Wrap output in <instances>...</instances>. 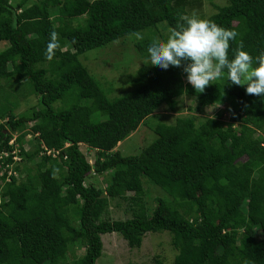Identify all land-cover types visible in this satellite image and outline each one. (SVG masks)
Masks as SVG:
<instances>
[{"label":"trees","instance_id":"16d2710c","mask_svg":"<svg viewBox=\"0 0 264 264\" xmlns=\"http://www.w3.org/2000/svg\"><path fill=\"white\" fill-rule=\"evenodd\" d=\"M11 1L0 0V42L8 43L0 51V96L8 102V89L20 97L28 85L39 104L17 115L13 102L0 111V264H68L70 246L84 249L77 264H97L101 235L118 233L139 247L158 231L172 233L173 264H264V97L230 84L226 72L197 94L182 68L149 65L147 52L149 34L196 12L238 33L230 59L240 41L255 58L264 51V0H227L210 16L201 14L202 0ZM53 31L60 47L48 60ZM137 32L144 63L128 80L132 89L113 97L114 88L83 62L87 53ZM184 95L200 111L230 101L232 120L225 122L223 111L178 115L153 126L155 138L139 154L117 149L162 105L176 112ZM27 124L30 130L21 132ZM28 134L37 140L30 151ZM80 145L95 151L93 164ZM14 148L22 166L13 162ZM91 171L107 174L104 190L84 184ZM145 180L163 193L151 211ZM119 198L130 202L133 216L104 218L110 200Z\"/></svg>","mask_w":264,"mask_h":264},{"label":"rangeland","instance_id":"374dc122","mask_svg":"<svg viewBox=\"0 0 264 264\" xmlns=\"http://www.w3.org/2000/svg\"><path fill=\"white\" fill-rule=\"evenodd\" d=\"M18 0H12L11 4L14 6ZM227 0H202L201 14L210 16L217 12L216 5H225ZM31 4L28 2L27 5ZM166 23V22H164ZM159 30L154 34H149L150 38H159V35L166 34L169 27L167 24L162 25ZM144 35H148L145 33ZM136 36H126L110 42L107 46L97 49L95 52L87 53L90 58L89 62H83L87 68L92 72V75L99 76L102 79L103 85L108 88H114L115 92L113 97L118 94H124L126 91L132 89L128 80L136 76L138 68L144 63V58L138 55L135 48ZM8 47L5 41L0 42V51ZM87 54L81 56L85 57ZM80 58V60H82ZM149 59V58H148ZM99 80V79H98ZM108 84H106V83ZM113 82L112 84H109ZM25 89L24 95L20 97L18 94H12L8 102L5 100L6 95L0 96V111L10 107V103H14V114L28 113L33 106L39 104L38 97L31 94L28 85L23 87ZM20 89L17 87V90ZM113 90V89H111ZM106 92V90H105ZM112 92V91H111ZM111 96V94H110ZM196 101L189 96H182L177 105L176 112L169 111L166 106L162 105L154 115L145 119L136 131L130 134L127 138L117 144V149L124 155L139 154L146 145H148L155 135L152 132V127L158 123H173L176 116L194 114L197 118L215 117L218 111H223V119L225 122L232 120L234 113L233 104L228 101L223 104L216 103L207 106L203 111L195 110ZM55 106H58L56 103ZM2 121V120H1ZM32 124H27L21 132L30 130ZM21 132L13 134L14 136L20 135ZM12 135V136H13ZM13 136V138H14ZM259 136L264 141V134L260 133ZM36 137L32 134L26 135L24 138L25 150L31 149L33 144H36ZM80 150L86 156L90 164L95 160V151L85 145H80ZM21 157L17 164L22 166ZM249 175H253V170L249 171ZM107 174L98 175L91 171L85 178L84 184L86 186H94L95 188L104 190ZM22 177V175H21ZM145 190L143 200L151 211L157 205V197L162 196L163 193L159 188L155 187L150 181L145 180ZM105 196V193H103ZM133 216L130 202L122 199H111L110 207L104 218L110 220H123ZM77 227V224L74 223ZM258 237H262L263 233L260 229H256ZM102 253L97 260V264H173L178 250L172 244V233L169 231L148 232L144 238L141 246L132 247L129 243L118 233L101 235ZM84 249L76 246L69 247L67 250L66 258L68 264H77V259L82 256Z\"/></svg>","mask_w":264,"mask_h":264},{"label":"clouds","instance_id":"9594fccd","mask_svg":"<svg viewBox=\"0 0 264 264\" xmlns=\"http://www.w3.org/2000/svg\"><path fill=\"white\" fill-rule=\"evenodd\" d=\"M134 35L137 39H143L139 32ZM237 36L236 31L202 18L196 12L185 14L169 30L166 40L158 37L151 40L147 48L149 65L164 70L170 66L182 68L187 82L197 94L204 93L226 72L230 84L246 86V94L264 97V51L254 58L244 50L243 41H240L230 59V42ZM59 47L58 33L53 31L45 53L46 59H53Z\"/></svg>","mask_w":264,"mask_h":264},{"label":"built area","instance_id":"2783aa9c","mask_svg":"<svg viewBox=\"0 0 264 264\" xmlns=\"http://www.w3.org/2000/svg\"><path fill=\"white\" fill-rule=\"evenodd\" d=\"M14 136V135H13ZM15 138H16V136H14V138L12 137V139L9 141V145H14V143H15ZM45 149V148H44ZM46 150V149H45ZM17 153H18V150L16 149V148H14L13 149V151L11 152V154L13 155V162H17V161H19V156L17 155ZM46 154H52V156L53 157H55L57 154H58V152L57 151H46ZM4 156H7V154H4ZM1 158V157H0ZM7 167H9V171H8V175H10V173H12L11 171H10V169H11V167H13V165L12 164H10L9 166H7Z\"/></svg>","mask_w":264,"mask_h":264}]
</instances>
